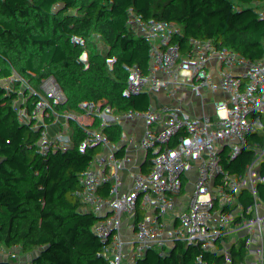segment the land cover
Listing matches in <instances>:
<instances>
[{
	"label": "trees",
	"instance_id": "obj_1",
	"mask_svg": "<svg viewBox=\"0 0 264 264\" xmlns=\"http://www.w3.org/2000/svg\"><path fill=\"white\" fill-rule=\"evenodd\" d=\"M84 143L132 160L136 189L152 172L224 198L243 175L264 193V0H0V213L19 230L12 246L103 242L102 226L77 228L81 202L104 201ZM257 232L254 247L264 213ZM45 261L77 264L51 251Z\"/></svg>",
	"mask_w": 264,
	"mask_h": 264
},
{
	"label": "built area",
	"instance_id": "obj_2",
	"mask_svg": "<svg viewBox=\"0 0 264 264\" xmlns=\"http://www.w3.org/2000/svg\"><path fill=\"white\" fill-rule=\"evenodd\" d=\"M220 140L210 146L220 149ZM82 160L102 178L104 201L99 209L92 201L84 205L78 230L102 226L105 231L122 227L128 231L136 214L143 217L149 232L157 234L158 228H178L181 232L169 233L168 248H157L147 253L133 236L107 238L99 246L83 245L69 250L64 241L55 243L48 236H36L35 249L11 245L19 236V230L7 211L0 213V264H20L15 260L29 255L37 264H51L39 255L51 251L55 260L77 255L96 254L97 264H238L231 253L253 252L264 245L253 246L262 223L264 193L249 177L233 175L225 186L229 198L220 192L204 194L182 182H171L167 173L143 172V184L136 189L129 176L135 164L117 154L98 153L84 143ZM28 178L37 179L39 174L26 171ZM35 194L41 199V188ZM172 198L166 204L164 197ZM64 199L70 192L61 193ZM169 207L170 210L166 207ZM137 217V216H136ZM38 254V256H35Z\"/></svg>",
	"mask_w": 264,
	"mask_h": 264
},
{
	"label": "crops",
	"instance_id": "obj_3",
	"mask_svg": "<svg viewBox=\"0 0 264 264\" xmlns=\"http://www.w3.org/2000/svg\"><path fill=\"white\" fill-rule=\"evenodd\" d=\"M164 201L167 204H170L172 202V198L169 194H166L164 197ZM170 210V208L167 206ZM141 214V213H140ZM136 214L132 221V227L130 230L126 231L122 227H114L110 230H107L105 233V237L107 238H124L133 236L137 243L147 252V253H154L157 248L161 249H167L168 248V235L169 233H179L181 232L180 229L174 227L170 229H164L159 227L157 234L149 232V230L146 227V223L143 217H140ZM166 233V239L162 242V237L159 233ZM35 256H38V254H35ZM48 255H39V257L46 258ZM231 257H233L238 264H264V248L255 249L253 252H233L230 254ZM77 264H97V255L96 254H87V255H77L73 257ZM16 262H19L20 264H24L23 257L21 261L15 260ZM3 264H10V261L4 260Z\"/></svg>",
	"mask_w": 264,
	"mask_h": 264
},
{
	"label": "rangeland",
	"instance_id": "obj_4",
	"mask_svg": "<svg viewBox=\"0 0 264 264\" xmlns=\"http://www.w3.org/2000/svg\"><path fill=\"white\" fill-rule=\"evenodd\" d=\"M206 140L209 141V142H212V141L215 142V139L214 138H211V137H208ZM159 234L161 235V237H162L161 239H162V242H163L164 239H166L165 238L166 237V233H163V232L161 233L160 232Z\"/></svg>",
	"mask_w": 264,
	"mask_h": 264
},
{
	"label": "water",
	"instance_id": "obj_5",
	"mask_svg": "<svg viewBox=\"0 0 264 264\" xmlns=\"http://www.w3.org/2000/svg\"><path fill=\"white\" fill-rule=\"evenodd\" d=\"M67 11L70 13V1L67 3Z\"/></svg>",
	"mask_w": 264,
	"mask_h": 264
}]
</instances>
